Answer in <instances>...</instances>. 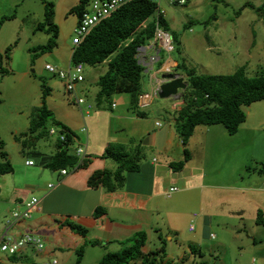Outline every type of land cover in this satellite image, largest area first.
Segmentation results:
<instances>
[{
	"label": "crops",
	"instance_id": "1",
	"mask_svg": "<svg viewBox=\"0 0 264 264\" xmlns=\"http://www.w3.org/2000/svg\"><path fill=\"white\" fill-rule=\"evenodd\" d=\"M171 1L166 2V4L171 5ZM225 3L229 4L226 0ZM160 4L165 10V18L170 24L171 17L167 12L170 6H164V0H161ZM13 5H15V1ZM263 7L264 0H246L244 10L239 13V15H244L242 21L238 20L241 17L237 19L229 16L224 17L221 32L226 36L216 43V48L222 49L225 47L224 44L229 48L235 47L233 42L238 41L236 34H240L245 29L243 25L253 26L255 33V37L251 40L253 48L264 45V16L260 14V9ZM3 16L5 14H0V19ZM261 30L263 34L259 38L258 34ZM22 32L24 33L25 30ZM248 32L250 33V30ZM29 42L25 38L24 43ZM9 44L10 42H7L5 47ZM30 46L27 45L28 50H30ZM60 48L68 50L70 55L68 65H70L74 46L65 41L60 44ZM263 50L262 52H264ZM154 56L156 60L153 61L151 58ZM138 57L145 66V70L142 80V94L135 105L132 103L131 93L128 92H121L117 96L115 95L110 102L98 104L96 101L99 90L97 81L100 75L107 71V62L90 66L88 70L85 67V80L78 84L77 91L73 96H85L94 105L93 110L96 109L95 114H88V117L91 118L92 133L95 134L93 138L89 136L88 126L81 128L82 131L84 128H88L85 130L88 131L86 143L76 131L79 127L78 119L81 118V115L84 119L86 117L81 108L67 110L58 103L52 102L51 92L48 95L46 98L47 106L56 115L58 121L75 132L77 141L74 148H77L78 144L85 145V159L90 161L86 167L76 168L72 174L68 172L67 175H61L60 170L55 171L58 182L56 184L49 182V184L53 183L54 187L49 188L48 184L49 189L43 191V194L41 193L43 196L39 199V210L33 214L31 219L22 220L13 226L11 231L17 235L26 232L41 235L45 241V248L42 251H37L31 247L26 248L15 255V261L11 259V256L2 254L0 255V264H50L51 261L55 264H77L76 261L71 262V259L76 260V250L73 252H69L67 248L65 250L63 242L61 243L59 239H62L63 235L66 238L77 239L81 243L85 239L65 226L64 223L66 222L61 219L62 217L70 218L72 221L70 223L86 227L92 239L97 238L106 241L107 248L91 245L86 250V254L95 255L91 264H98L99 260L107 253L108 246L113 245L114 247L110 251L119 250L121 244L118 241L125 240L138 231L146 230L149 234L150 243L154 239V235L160 236L161 239V232H159L161 227L155 221V210L161 213L165 212L171 221H177V215L183 207L182 201L189 204L194 203L201 209V215H197V217L201 216L199 217V233L193 236L191 243L188 244L191 259L199 254L191 252V245L194 246L195 252H199V250L202 252L207 241L211 239L209 232L212 224L222 217L227 220L239 219L237 223L234 221L233 225L235 228L233 230L238 238L244 229H248L245 219L249 218L248 221L251 222L253 232H256L254 235L248 236L250 247L253 249L252 254L257 253L256 248H260V246L264 248V233L260 231L258 226L260 223L257 222L259 211L264 214V173L257 172L258 169H248L247 178L243 175L244 170L246 171V167L250 166L253 160L259 157L260 162L264 161V100L254 102L246 108L247 119L236 134H230L223 125H199L188 144L184 145L176 131L172 117L167 116L168 122H166L162 119L165 116L161 112V110H170L171 113L179 110L184 102L182 97L162 99L156 93L165 76H169L171 69L175 71L181 57L164 50L153 40L140 49ZM31 61L30 54L25 62L27 71L30 70ZM104 64L106 66H103ZM181 75L187 79L186 74ZM35 79L38 80L36 77ZM35 86L39 87L40 83ZM40 91L42 101L40 100L36 104L34 102L32 103L34 107L28 105V108L43 105L42 89ZM38 92L37 90L33 92L34 96L31 95L32 92H25L24 96L35 98ZM114 103L116 104L115 107H113ZM16 111H19V114H28V109H17ZM138 112H144L145 115L142 116ZM105 116L107 117L106 120ZM158 121H161L163 125L158 126ZM101 127L102 130H99ZM215 130L221 135L219 136L220 139L211 140L210 135ZM213 141H218V143H214L217 147L215 149L211 147ZM55 143L54 151L52 150L53 155L57 151V140ZM111 143L124 144L128 149L141 147L146 154L140 161V170L126 172L125 184L116 191H108L103 186L91 187L88 180L93 173L103 169L115 170L118 166L115 160L103 156ZM185 148L189 149L192 157L182 170L176 171L171 167V163L181 161L184 158ZM7 152L9 159L13 160L14 155H10L8 150ZM227 156L233 160V165L238 164V167L234 168L236 171L233 178L232 174L229 176L228 171L223 170V167H219V164L214 162L215 158ZM50 158L44 163L46 168H48L46 164L51 160ZM0 160L4 161L1 156ZM27 161H25V165H29ZM42 172L43 168H39L35 174ZM236 173L242 175L241 183L233 182ZM51 175L53 174H50V179H52ZM193 179L200 181L201 186L205 187L206 190L199 193L194 192ZM178 184L184 187L182 193L171 195L166 193L170 187ZM33 188L36 187L35 182L31 180L30 173L20 170L18 172L14 168L11 173L0 174V217L2 220L10 217L13 210L23 207L24 201L30 199L29 192ZM230 188L233 192L229 196L226 193H221L229 199L231 205L229 212H227L228 209L219 208L213 201L217 195V190L223 191ZM157 204L158 206L155 207ZM98 206L103 207L106 211L101 217L94 216ZM122 216H125L126 219H121ZM195 230V227L189 228L190 232ZM257 233L261 234L262 237ZM56 240H58L59 245L52 243ZM205 240H207L206 243ZM71 244L75 245V241ZM239 247L243 249L244 246L239 245ZM259 258L264 264V251L261 256L259 254ZM255 262L256 257L253 255L252 264Z\"/></svg>",
	"mask_w": 264,
	"mask_h": 264
},
{
	"label": "rangeland",
	"instance_id": "2",
	"mask_svg": "<svg viewBox=\"0 0 264 264\" xmlns=\"http://www.w3.org/2000/svg\"><path fill=\"white\" fill-rule=\"evenodd\" d=\"M14 1L15 5H13ZM80 1L81 0H0V14H14L12 19L6 20L5 23L0 24V29H2L0 33V54H4L5 49L8 47H5L7 42H10L9 45H13L17 42V45L12 49V56L8 62L10 74L0 82V133L4 140V149L6 152L8 150L9 153H11L10 155H14V159H10L14 168H16L18 172L20 170L21 172L30 173L31 180L35 182L36 188H33L31 192H29L30 199L33 196L40 199L43 196V191L49 189V182H53L54 184L58 182V176L55 171L44 166L45 161L53 155L52 150L54 151L55 142L57 140L56 135H49V129L54 124L52 121H49L44 128V130L48 131V135L36 138V134L31 132L29 127L31 117L38 107L28 108V105H32L34 102V104H36L42 99L40 90L42 89L43 93L42 85H45L51 89L50 96L52 97L53 103H58L62 108L67 110L73 108L79 109V106L74 100V96L69 94L64 82L58 76L46 70L45 64L51 63L63 69L68 68L70 55L66 48H60V44L66 41L69 45H73L79 14L77 11H71V9L79 5ZM169 1L170 0H164V6L169 5L166 4V2ZM226 1L229 3L228 5L225 3V0H187L186 4L171 1L172 4L169 5L170 7L167 12L171 17V31L176 34V38L173 41L174 49L171 53L181 58L184 57L188 67L190 69H196L197 72L202 75L231 74L242 66H246L249 74L254 75L256 71L264 69V52H262L264 45L253 48L251 40L255 37V33L253 32L252 25H243L245 29L241 31L240 34H236L238 35V41L233 42V46L235 47L229 48L224 44V48H216V43L226 36V34H222L221 32L223 28V18L227 16L235 19L241 17L238 19L240 21L244 18V15H239V13L244 10L246 0ZM47 4H49L50 9L53 10L51 23L58 27V38L57 45L53 50L41 53L38 47L46 44L51 37V33H48L46 30L37 29L40 23L46 21ZM260 14L264 16V7L260 9ZM22 30H25V32L23 33ZM248 30H250V33ZM261 34H263L262 30L260 34H258L259 38H261ZM25 38L30 42L25 44ZM27 45H31L30 50H28ZM32 48L37 49L32 52ZM30 54L31 58H33V62L31 61L32 68L30 66V70L27 71L25 62ZM4 59L7 62V59ZM5 61H3L4 65H6ZM103 66H106V64ZM89 68L90 66L87 67V70ZM35 77L38 78V80H34ZM38 82L40 86L36 87L35 85H38ZM36 90L39 91L37 97L24 96L25 92H32L31 95L34 96L33 92ZM118 94L119 93H115L112 99ZM17 109H28V114L26 115L23 112V114H19V111H16ZM95 110L96 109L92 110L90 113L95 114ZM161 112L163 116H165V118L163 117L162 119L168 122L167 116L171 117L170 110H161ZM84 116H86L85 119L82 115L81 118L78 119L79 127L76 131L84 140L83 142L86 143L88 131L83 132L81 128L88 126L90 131L89 136L91 138H93L95 134L93 135L91 130V118L88 117L86 113H84ZM54 117L56 118L55 114ZM106 119L107 117L105 116V120ZM216 126L222 125L216 124ZM99 130H102V127ZM219 136L221 135L215 130L210 135V139L218 140L220 139ZM215 142L218 143V141L212 142L211 147L213 149L217 148L214 144ZM78 146L80 145L78 144ZM134 150L136 151L135 148ZM144 154H146V152H143V156ZM143 156L142 160L144 158ZM27 160L33 161L34 164L25 165V161ZM259 160V157L256 158L250 163V166L246 167V171L244 170L243 172L245 178H247L248 169H257L264 163V161L260 162ZM214 162L219 164V167H223V170L228 171L229 176L232 174L233 178L234 172L236 171L234 168L238 167V164L235 163L233 165V160L229 156L215 158ZM39 168H43V172L41 174H35V171ZM67 169L70 174L76 170L74 166L68 167ZM257 172H259V170H257ZM50 174H53L51 175L52 179L49 177ZM197 179L192 180V184L195 185L193 191L196 193L204 192L206 188L202 187L200 184L201 182H198ZM241 180L242 175L236 173L233 182L241 183ZM177 187L179 188V190L176 191L177 193L170 192V188L166 193L171 195L179 194L184 191L182 185L178 184ZM216 192L217 195L213 203L221 209H228L226 211L229 212L231 206L229 199L226 198L225 195H221V193H226L229 196L233 190L230 188L223 191L217 190ZM186 203L187 202L182 201L183 207L177 215V221H171V218L167 217L165 212L161 213L155 210V221L159 227H161L159 232H161L162 239L167 243V256L164 259L165 261L178 263L186 261L187 264H197V262L204 264H252L254 255L256 257L255 264H262L259 254L261 256L264 248L260 246V248H256L257 253L252 254L253 249L250 247L251 244L248 236H252L256 232H253L251 222L248 221L249 218L245 219L248 229H244L245 232H242L240 238L236 237L233 230L235 229L233 227L234 221L237 223L239 219L234 218L232 220H227L222 217L219 221L214 222L209 232L211 234V239L208 241L205 240V243L206 241L207 243L202 249L203 256L197 254L191 259L188 244L191 239H193V236L199 233L201 209L194 203ZM160 204L162 205V202ZM157 206L158 204L155 207ZM195 213L196 215H194ZM198 214L200 215L197 217ZM120 218L126 219L125 216ZM61 219L66 223L72 222L68 217H62ZM193 226L196 230L190 232L189 228ZM258 226L260 231L264 233V223ZM241 227L244 228L243 226ZM75 233L80 235L85 241L81 243V241L77 239L66 238L64 235L59 241L61 243L63 242L62 244L65 250L66 248L69 252L76 250V260L71 259V262L76 261L75 263L77 264H91L95 255L86 254L88 246H101L105 248L107 245L106 241L99 239L103 242L100 245L86 244L87 240L92 237L90 233L87 235H82L78 232ZM97 235L100 236L99 234ZM258 235L262 237L261 234ZM94 239L97 238H93L92 240ZM74 241L75 245L71 244L72 242L74 243ZM52 243L54 245H59L58 240ZM149 244L152 250H156L163 245V242L160 236L154 235V239ZM239 245H243V249H241ZM108 247L109 249H105L107 252L114 249L113 245ZM82 248H84V254L81 260H79L78 253ZM186 251L187 253H185ZM2 254L3 252L0 251V255ZM88 255L89 257H87ZM50 264L55 263L51 261ZM131 264H141V259L133 261Z\"/></svg>",
	"mask_w": 264,
	"mask_h": 264
},
{
	"label": "trees",
	"instance_id": "3",
	"mask_svg": "<svg viewBox=\"0 0 264 264\" xmlns=\"http://www.w3.org/2000/svg\"><path fill=\"white\" fill-rule=\"evenodd\" d=\"M88 0H81L80 4L73 7L71 11H77L80 15L88 5ZM46 11V21L37 26L39 30H46L51 37L38 49L41 53L51 51L57 45L58 27L51 23L53 10L49 4ZM158 4L149 0H131L120 6L110 16L100 21L82 42L75 46L72 53V63L84 62L86 68L97 66L107 62V71L100 75L97 86L99 88L96 101L98 104L110 102L115 93L128 92L132 95V103L135 105L142 94V80L145 66L141 63L138 54L140 48L149 44L155 37L157 27ZM14 14L5 15L0 19V24L12 19ZM159 24L169 31L173 38L167 19L159 15ZM17 45H9L4 54H0V82L10 74L8 62L12 56V49ZM37 48H32V52ZM181 56V55H180ZM7 59V62L5 59ZM6 65H4V62ZM33 62V58H32ZM175 72L187 75L188 87L182 93L183 104L179 110L171 112L174 126L184 145H187L190 138L195 134L199 125H223L230 134H236L240 126L247 119L246 108L252 103L264 100V69L250 75L246 66H242L231 74L202 75L196 69H190L182 57L178 62ZM43 105L38 107L30 120V131L36 134V138L48 135L44 130L49 121L53 126L66 133L65 141L57 139V151L52 155L46 164L53 171L67 169L68 167L82 168L89 164L88 159L82 161L76 156L74 148L75 132L68 126L58 121L54 113L46 104V98L51 92L50 87L42 85ZM144 116V112H138ZM50 130V129H49ZM50 135V134H49ZM4 140L0 133V174L11 173L14 166L10 162L8 153L4 150ZM128 149L124 144L111 143L105 150L104 158H111L118 163L115 170L103 169L93 173L88 183L91 187L103 186L108 191H116L123 187L126 182V172L139 171L140 161L143 156L141 147ZM192 155L188 148H185V156L181 161L171 163V167L182 170ZM264 173V163L257 168ZM106 213L105 209L98 206L94 216L101 217ZM257 222L264 223V214L259 211ZM74 232L82 235L88 234V229L75 223H64ZM162 239V237H161ZM122 247L116 251H108L98 264H131L141 259V264H187L165 261L167 256L166 242L162 239L163 245L152 250L149 242V234L141 230L131 237L118 241ZM103 242L99 239H89L86 244L100 245ZM191 245L192 253L195 252ZM84 254V248L79 250V260ZM11 255L13 261L16 257ZM204 264V263H197Z\"/></svg>",
	"mask_w": 264,
	"mask_h": 264
},
{
	"label": "built area",
	"instance_id": "4",
	"mask_svg": "<svg viewBox=\"0 0 264 264\" xmlns=\"http://www.w3.org/2000/svg\"><path fill=\"white\" fill-rule=\"evenodd\" d=\"M131 0H92L88 3L86 8L79 15L78 26L75 28L76 36L73 40V46L75 48L80 42L84 40V38L91 32V30L103 19L110 16L113 12H115L120 6L129 2ZM151 2H155L158 4V12H157V27L156 34L153 39L155 44H158L164 50L171 52L174 49V38L172 34L164 29L159 24V15H163L165 17V10L161 7V0H149ZM180 4H186L187 0H172ZM141 49V48H140ZM153 61L156 60V57L151 58ZM85 63L78 62L72 63L68 66V68L63 69L58 65H54L51 63L45 64V69L58 76L63 82L64 85L69 92V94L74 95L77 91L78 84L84 82L85 80ZM75 102L81 108V110L89 114L94 105L85 97V96H76L74 97ZM116 104H113L115 107ZM158 126H162L163 123L161 121L157 122ZM87 130L84 128L83 131ZM50 136L56 135L61 141H65L66 133L62 132L56 126H52L49 130ZM77 141V137L75 138ZM76 156L83 160L86 157V147L85 145H80L76 148L75 151ZM27 164L33 165L34 162L31 160L27 161ZM77 166H75V169ZM61 175H67L68 169L60 170ZM54 187L53 183L49 184V188ZM179 190L177 186L170 187V192H176ZM39 199L34 196L31 199L24 201L22 208H17L13 210L10 217L2 220L0 217V251L3 254L8 256L18 254L22 250L26 248H34L37 251H42L45 248V241L43 237L39 234H35L32 232H26L24 234H15L11 230L13 226L22 220L31 219L33 214L39 210ZM191 227V229H193Z\"/></svg>",
	"mask_w": 264,
	"mask_h": 264
},
{
	"label": "water",
	"instance_id": "5",
	"mask_svg": "<svg viewBox=\"0 0 264 264\" xmlns=\"http://www.w3.org/2000/svg\"><path fill=\"white\" fill-rule=\"evenodd\" d=\"M168 75L160 83L156 93L162 99L181 98L183 91L188 87V80L179 72L173 73L172 69Z\"/></svg>",
	"mask_w": 264,
	"mask_h": 264
},
{
	"label": "flooded vegetation",
	"instance_id": "6",
	"mask_svg": "<svg viewBox=\"0 0 264 264\" xmlns=\"http://www.w3.org/2000/svg\"><path fill=\"white\" fill-rule=\"evenodd\" d=\"M172 72H173V73H175V71H174V70H173Z\"/></svg>",
	"mask_w": 264,
	"mask_h": 264
},
{
	"label": "clouds",
	"instance_id": "7",
	"mask_svg": "<svg viewBox=\"0 0 264 264\" xmlns=\"http://www.w3.org/2000/svg\"><path fill=\"white\" fill-rule=\"evenodd\" d=\"M58 139V138H57ZM76 142V141H75Z\"/></svg>",
	"mask_w": 264,
	"mask_h": 264
}]
</instances>
